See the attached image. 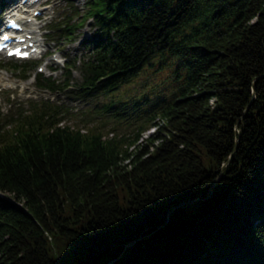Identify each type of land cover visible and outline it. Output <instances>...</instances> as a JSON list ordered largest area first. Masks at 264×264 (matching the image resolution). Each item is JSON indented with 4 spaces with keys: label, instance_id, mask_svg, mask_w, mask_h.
<instances>
[{
    "label": "trees",
    "instance_id": "1",
    "mask_svg": "<svg viewBox=\"0 0 264 264\" xmlns=\"http://www.w3.org/2000/svg\"><path fill=\"white\" fill-rule=\"evenodd\" d=\"M77 16L58 33L94 18L76 87L140 113L122 134L48 103L0 126V264H264V0H86Z\"/></svg>",
    "mask_w": 264,
    "mask_h": 264
},
{
    "label": "rangeland",
    "instance_id": "2",
    "mask_svg": "<svg viewBox=\"0 0 264 264\" xmlns=\"http://www.w3.org/2000/svg\"><path fill=\"white\" fill-rule=\"evenodd\" d=\"M4 1L5 0H0V3ZM78 10L79 13H85L86 0H53L51 1V9L49 12H51L54 23L67 22L68 24H72L79 20L77 16ZM89 22L90 21L76 30L77 39L75 41H68L62 37L58 40H50L42 34L39 35L42 49L48 50L49 53L54 54L57 59L61 58L64 60V57H68V61L71 62L76 57L79 59L77 64L80 65L81 59L89 55L87 48L80 44V39L86 38L87 40L91 38L95 30L94 23L89 24ZM5 58L4 56H0V79L5 81L6 84L13 85V88L0 93L1 128L11 126L12 122L21 117L22 114H28L33 111V107L36 104L40 106L43 105V103H48L53 110L62 112L59 114L58 118L60 119L63 117V122L66 124L84 125L91 121L95 123L104 122L107 128L114 127L116 132L120 134L129 133L128 129L131 127L129 124L133 122L136 115L140 113L129 110L128 119L127 116L116 118L110 110L107 111L104 108L102 101L105 99L101 98L99 102L96 98H84V95L81 94L79 89L75 86L77 81L82 80V71L80 68L68 72L63 65L57 62L52 63L51 58H47L43 63H38L39 65H37L35 69L27 72L15 70L9 64L3 65L6 61ZM41 66L44 67L43 72H41L44 76L49 75L48 69H51V67L55 68L57 72L54 78L58 83L63 82L65 78L71 76L73 78L71 82L72 87L65 90L61 89L56 92L38 87L33 75L40 72ZM165 78H167V74L162 76V79ZM155 83L156 80L151 79L146 85ZM143 84V82H138L132 85L126 93L128 96L138 93L140 88H143ZM156 133H158V128L154 127L148 130L144 134V137L147 138Z\"/></svg>",
    "mask_w": 264,
    "mask_h": 264
},
{
    "label": "bare ground",
    "instance_id": "3",
    "mask_svg": "<svg viewBox=\"0 0 264 264\" xmlns=\"http://www.w3.org/2000/svg\"><path fill=\"white\" fill-rule=\"evenodd\" d=\"M36 32V30L33 28V33H35ZM29 33H32V32H29Z\"/></svg>",
    "mask_w": 264,
    "mask_h": 264
},
{
    "label": "water",
    "instance_id": "4",
    "mask_svg": "<svg viewBox=\"0 0 264 264\" xmlns=\"http://www.w3.org/2000/svg\"><path fill=\"white\" fill-rule=\"evenodd\" d=\"M128 246H130V245H128ZM128 246H127V247H128Z\"/></svg>",
    "mask_w": 264,
    "mask_h": 264
}]
</instances>
